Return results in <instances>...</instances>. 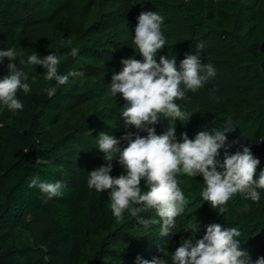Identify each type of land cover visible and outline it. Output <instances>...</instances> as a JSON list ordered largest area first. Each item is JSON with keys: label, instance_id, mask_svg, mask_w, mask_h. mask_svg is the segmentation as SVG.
<instances>
[{"label": "rangeland", "instance_id": "1", "mask_svg": "<svg viewBox=\"0 0 264 264\" xmlns=\"http://www.w3.org/2000/svg\"><path fill=\"white\" fill-rule=\"evenodd\" d=\"M238 1L240 10L232 25L220 27L210 22L203 27H189L179 11L193 4L194 0H42L39 4H36L37 0H0V50L15 49L17 58L13 63L28 74L25 82L30 86L28 93L17 92V98L23 104V109L17 112L33 122L38 156L62 167L64 184L75 189L73 211L85 209L90 199L97 200L99 197L94 188L87 186V172L105 163L104 153L98 148L99 134L103 132L117 139L127 132L147 135V132L132 126L125 128L121 108L127 102L122 96L111 95L109 84L112 75L122 69V59L143 60L133 44L140 13L156 11L163 17L161 32L166 44L158 50L157 62L161 56L176 59L179 70L180 61L187 54H198L202 63H210L216 70V76L204 87L194 93L186 92L187 99L176 101L182 111L193 113L188 122L166 119L161 115L160 122L152 126L156 134L175 126L177 141L182 142L181 134L185 132L189 139H194L202 130L216 128L222 131L229 122L228 115L233 111H253L264 106V96L259 91L240 88L257 66L246 40L251 27L256 29L263 48L264 0ZM201 42L205 45L202 50L197 48ZM73 47L78 49L75 57L70 55ZM87 47L97 52L86 50ZM33 52L38 56L54 52L61 58L58 66L60 74L78 72L82 75L69 76L68 82L57 86L55 95L49 97L46 89L56 86L55 81L44 79L46 70L42 65L28 63V57ZM8 63L7 58L0 63V79L8 74ZM55 96L68 100L62 102L59 121L47 134L39 126L44 112L43 99L53 101ZM226 136L231 145L229 154L242 150L249 139L248 134L235 129ZM126 146L127 141L121 140L120 147ZM224 151L220 150L221 162ZM251 151L260 160L258 175L264 170V140ZM114 156L118 157V154ZM112 164V177L126 175V170L118 161L114 160ZM177 180L180 188L192 186L201 192L204 188L200 175L194 178L178 175ZM258 191L261 197L258 203L242 200L249 206L245 210L248 216L246 222H261L264 225V189ZM227 204L233 209H244L245 205L235 195ZM178 217L172 229L173 236L161 237L159 229L151 234L158 241L148 251L149 260L162 256L159 247L168 254L165 258L171 264L172 252L190 235V232L183 231L184 226L195 219V216L188 217L189 220L184 223V213ZM44 229L41 216H21L20 224L6 232L4 252L14 253L19 264H32L36 259L34 248ZM202 236L197 234L196 238ZM97 241L96 238L94 243ZM261 245L259 241L258 246Z\"/></svg>", "mask_w": 264, "mask_h": 264}, {"label": "clouds", "instance_id": "2", "mask_svg": "<svg viewBox=\"0 0 264 264\" xmlns=\"http://www.w3.org/2000/svg\"><path fill=\"white\" fill-rule=\"evenodd\" d=\"M162 23L163 17L156 11L140 13L133 44L143 60L122 59V69L112 75L109 83L111 95L122 96L127 102L121 108L125 128L132 126L147 132V135L127 132L117 139L101 132L98 148L104 153L105 163L87 172V186L99 193L111 190L108 206L117 223L123 221V214L127 211L146 227L159 223V235L168 237L172 235L176 218L184 213L186 206L185 196L177 180L178 175L193 178L202 176L205 185L201 192L202 199L222 215L226 212L228 201L235 194H240L244 200L260 201L258 189H264V170L257 175L260 160L254 157L249 146H242V150L229 154L231 145L227 142L226 133L235 129L231 121L222 131L216 128L202 130L194 139H189L186 132L182 133V142L177 141L175 126L167 127L162 134H156L155 127L152 126L160 122L161 115L166 119L188 122L193 113L182 111L176 101L187 99L186 92H196L216 76L214 66L202 63L198 54H187L180 61L179 70L176 59L161 56L157 62V52L166 44L161 32ZM204 46L203 42L197 44L200 50ZM70 55L77 56L78 49L71 48ZM4 58L9 63L8 74L0 79V105L15 113L23 109L17 92L30 91L29 84L25 82L28 74L13 63L17 58L14 48L0 50V63ZM28 63L42 65L46 70L44 79L55 81L56 86L46 89L49 97L55 95L57 86L68 82L69 76L82 75L78 72L60 74L58 66L61 58L54 52L47 56H38L33 52L28 57ZM121 140L127 141L126 147H120ZM221 149L225 150L222 162ZM114 154H118V157ZM114 160L124 167L126 175L116 178L110 175ZM39 164H47V160L39 159L37 165ZM142 181L146 191L141 188ZM28 186L38 188L49 200L62 197L66 187L60 180L49 182L41 180L38 175L30 179ZM248 207L247 204L244 205L245 210ZM148 210H154L159 219L147 220L139 216ZM199 229L198 222L184 226L183 231L190 232V235L172 252L171 264H253L251 257L241 249L240 241L236 239L241 235L236 227L209 224L202 238L197 239ZM158 250L162 253L160 257H153L151 260H141L140 257L137 259L140 264H168L165 258L168 254L159 247ZM254 264H264V257L258 258Z\"/></svg>", "mask_w": 264, "mask_h": 264}, {"label": "trees", "instance_id": "3", "mask_svg": "<svg viewBox=\"0 0 264 264\" xmlns=\"http://www.w3.org/2000/svg\"><path fill=\"white\" fill-rule=\"evenodd\" d=\"M39 3L42 0H37L36 4ZM239 10L238 0H194L179 12L189 27H203L210 22L223 27L236 21ZM246 40L257 66L240 88H254L264 96V41L261 48L254 27L248 30ZM87 49L97 52L94 48ZM44 99L39 126L49 134L59 121L62 102L68 99H57V96L53 101ZM228 121L235 130L249 135L245 146L252 150L261 145L264 140V106L253 111H233L228 115ZM39 159L42 158L37 154L33 122L22 113H13L0 105V264H19L14 253L4 252V245L6 232L16 228L21 216L26 214L41 216L45 226L34 248L36 259L32 264H140L137 257L149 260L148 251L158 241L151 234L160 229L159 223L146 227L127 211L123 214V221L117 223L108 206L110 189L102 193L94 189L99 194L98 199H90L83 210L73 211L76 191L67 186L62 197L47 199L38 188L28 186L30 179L38 175L41 180L64 183V170L49 161L37 165ZM141 188L147 190L144 181ZM180 189L188 199L183 222L187 223L188 217L195 216L192 223L200 224L198 235H204L206 226L213 223L226 228L236 227L241 233L236 239L253 264L264 257L263 223L246 222L245 209H233L229 204L221 215L202 199L201 191L195 187ZM235 196L245 204L240 194ZM139 216L147 220L159 219L154 210L144 211ZM96 238L98 241L94 243ZM259 241L261 246H258Z\"/></svg>", "mask_w": 264, "mask_h": 264}]
</instances>
